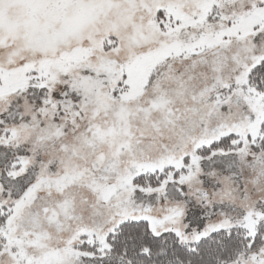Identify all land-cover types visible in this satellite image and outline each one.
I'll return each instance as SVG.
<instances>
[{
  "label": "snow or ice",
  "instance_id": "obj_1",
  "mask_svg": "<svg viewBox=\"0 0 264 264\" xmlns=\"http://www.w3.org/2000/svg\"><path fill=\"white\" fill-rule=\"evenodd\" d=\"M0 264H264V0H0Z\"/></svg>",
  "mask_w": 264,
  "mask_h": 264
}]
</instances>
